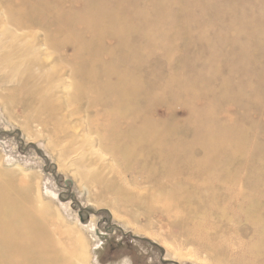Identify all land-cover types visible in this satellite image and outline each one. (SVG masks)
I'll return each mask as SVG.
<instances>
[{
  "label": "rangeland",
  "instance_id": "rangeland-1",
  "mask_svg": "<svg viewBox=\"0 0 264 264\" xmlns=\"http://www.w3.org/2000/svg\"><path fill=\"white\" fill-rule=\"evenodd\" d=\"M36 6L37 11L50 10L52 18L62 17L70 58L77 57L76 38L84 40L98 56L96 68L101 67L100 79L106 80L102 81L111 83L118 78L127 83L133 98L150 107L171 129L178 127L181 132L196 123L205 128L202 149L211 147L204 150L208 160L212 157L207 162L212 163H207L204 176L195 178L194 184L203 192L201 199L212 204L210 211L196 206L193 211L167 212L168 191L160 193L163 201L148 207L137 205L129 195L124 197L127 193L119 187L120 181L110 189L116 179L114 165L109 163L122 167L128 158L124 156L127 152L123 155L114 148L111 120L85 117L89 123L80 122L72 144L68 132L56 130V119L45 121L48 115L35 110V103L18 101L14 88L19 85V70L24 68L12 72L7 64H0V187L11 180L19 184V192L23 191L21 185L28 186L29 200L49 211L57 237L66 244L67 252L76 258L83 256L82 264H163L162 259L178 264H264V0H45ZM4 7L14 9L9 4ZM53 64L67 65L55 61L49 68ZM85 125L94 128L92 136L96 142L100 137L102 146L84 144ZM16 132L21 133L24 144ZM196 134H190L188 141L198 139ZM181 139L186 141L179 135L175 144L182 143ZM191 154L197 157L195 152ZM158 155L176 158V149L171 151L165 145ZM182 164L181 170L176 164L182 174L193 172L189 164ZM143 173L139 170L134 178ZM150 185L131 184L142 202ZM63 193L64 199L73 195L74 200L61 202L58 197ZM80 208L98 214L84 211L80 215ZM151 242L163 245L164 257Z\"/></svg>",
  "mask_w": 264,
  "mask_h": 264
},
{
  "label": "bare ground",
  "instance_id": "bare-ground-1",
  "mask_svg": "<svg viewBox=\"0 0 264 264\" xmlns=\"http://www.w3.org/2000/svg\"><path fill=\"white\" fill-rule=\"evenodd\" d=\"M44 3L45 0H0V55L2 56V59H0V64H7V67L10 70L16 68L17 70L19 68H24V71L19 70V80L17 79L19 81V85L14 88L20 96L18 101H24V103H26V101H28L29 103H35V110L43 111V113L45 111L48 115L45 121L50 120V122H52L53 119L54 122V119H56L60 123L59 124L57 121H55L56 130L68 132V137L71 138L69 140L72 142V144L75 143L77 139L76 130L79 125L81 123L83 125L85 123H89L88 121H86L85 117H87L88 119L92 116H95L97 118L107 117L109 120H111L110 129L116 136L114 148L123 152V155L125 152H127V155L124 156L128 158L125 157L126 161H124L126 163L124 164V166H120L121 168L116 162H113V164L109 163L110 166L114 165L113 167H111V169L114 168L113 175L115 176L116 181H113L109 184V186H106L110 187V189H114L115 185H117V181H120L121 184L119 187H123L127 193V195H124L125 193L121 195H124V197L129 195L130 198L136 199V201H138L137 205L139 203H145L148 207H153L159 201H163V195L160 193L163 191H168V193H170L165 197H168L170 206H163L167 210V212L170 211V209L179 211L180 209H182L181 212L183 211V209L185 211H193L196 206H198L200 208L198 209L201 211L207 210L209 204L211 205L212 203L206 204V201L204 202V200L201 199V193L203 192L199 193L201 190L200 187L194 184L195 178L204 176L206 168H208L207 163L212 158L211 157L209 158L210 160H208V152H205V148L211 149V147H205V150L202 149V144L205 143L204 141V143H202L201 140L203 126L194 123L195 125L193 124V127L185 131L181 130V132L178 130V127L177 129L174 128L175 130L171 129L168 126L164 125L161 120L155 116L154 112L152 114L150 107L144 106V104H140L137 99L133 98V95L131 93V86H129L127 83L121 81L118 78H116V80L111 83H105L104 81H102L104 78L100 79L102 76V73L100 72L101 67H99V70L96 68L98 56L92 51V48L86 47L87 44L84 45V40L78 42V38H76L77 40L75 41L77 42H75V47L78 51L77 57L74 59L70 58L67 55L68 48L65 47V44L68 42V40L66 39V37H64V27L61 26L63 24H61L63 19L59 16L57 18H52L53 16L51 17L50 10L48 11L46 9H43V11H37L36 5H42ZM4 4H9L10 6H13L14 9H11L10 7L5 8ZM62 9L65 10V8ZM68 12L67 16L69 15ZM56 14H54V16ZM64 15H66V12ZM88 29L86 28L87 32ZM98 32H100L99 34L103 33L101 31ZM226 32L228 33V31ZM82 37L84 38V36ZM92 37L94 38L93 35ZM100 37L101 36H99V38ZM80 38L81 37L79 36V39ZM85 41H87V39ZM95 41L97 40L95 39ZM101 41L99 39V42ZM100 47L103 46L100 45ZM112 48L107 49L112 50ZM115 49L116 48H114V50ZM186 49H188V47H186ZM55 61H60L63 62V64L66 63L67 65L60 68L57 65L54 66L53 64L52 67L49 68V65H51ZM70 64H72V66H70ZM39 86L40 88H38ZM105 99L111 100V102L109 103L108 101H105ZM47 103H49L51 106H47ZM59 103L62 107H60V105H57ZM159 103L161 102L159 101ZM167 106H165V108ZM25 108H28V106L25 105ZM204 109L205 108H203V110ZM39 114L40 113L35 116H39ZM213 114L214 113H212V115ZM210 116L211 115H209V117ZM213 116L216 115L214 114ZM174 118V116L171 117V119ZM40 120L39 122L42 121ZM45 121L42 123L43 126H45V124L47 123ZM215 122L216 121H214V123ZM211 123L213 122L211 121L210 124ZM214 123L212 125H215ZM209 128H206L207 132H209ZM82 130L87 140L84 144H90L91 148L92 146L94 147V143L96 142V140H94L92 136L94 133V128L90 127L89 125H85ZM195 133H197L196 135H199L200 137L198 139L194 138V140L188 141L187 138L190 136V134H192L193 136V134ZM179 135H181V138H185L186 141L183 142V140L181 139L182 143L181 141H179V143L175 144L176 137H178ZM162 138H164V141ZM97 140L98 141L96 143H99L100 146H102L104 142H101L100 137ZM207 140L209 139L207 138L206 142ZM213 141L214 140L212 138L211 142ZM165 145L170 148L171 151L176 149V158L173 156H169L164 159H162V157H159L158 152H161L162 148ZM208 146H210V144H208ZM98 150L96 149L97 152ZM213 150H211V152H213ZM193 152L197 154V157H194V154H191L194 157V159L191 160L190 153ZM121 154L122 153H120V155ZM104 156L106 155L104 154ZM121 157L125 159L122 155ZM182 163L189 164L190 167L188 169H192L193 172L191 174H182L178 170L182 167ZM211 163H208V165ZM176 164H180V167L178 169H176ZM107 167L109 168V166ZM139 170L142 173L144 172L146 176L143 173V175H140V177L136 179L134 178V174L139 172ZM112 172L113 171H111V174ZM93 173H95V171ZM101 173L99 174L100 176L102 175ZM176 175L181 176L183 180H176ZM100 176L97 177L99 178ZM104 180L107 179L104 178ZM98 181L100 180H97V182ZM108 181L103 182V184H107ZM149 183L151 185L148 189L145 190L144 194L146 200L142 202L141 195L139 193H135L136 191L134 192L135 188H133L131 184L140 185ZM217 183L219 184L220 182ZM18 186L19 184H16L14 180H11L10 182L5 183L0 187V264H82L83 260L81 259L83 258L80 257L83 256L79 255L80 257L77 256L79 258H76V254L73 255V253L67 252L66 244L62 239H59L57 237L58 232H56L52 228L54 221L49 211L44 207L42 208L41 205L33 203V201L29 200L26 195V192H30L28 186L23 187L21 185L23 191L20 190V192L18 190ZM108 187L105 188L107 189ZM176 189L179 190V194L177 196L176 192L178 191ZM204 189L205 192L206 190H208L207 187H204ZM223 189L227 191L228 188L224 185ZM181 190H183L182 193H180ZM106 192H108V190H106ZM109 192L111 191L109 190ZM119 193L120 192H118V194ZM165 199L166 198H164V202ZM123 200H125V198ZM128 200L130 199L128 198ZM214 208H216V206ZM150 210H152V208ZM196 215L197 214H195V216ZM185 222L186 221H184L183 223ZM161 247H163V245Z\"/></svg>",
  "mask_w": 264,
  "mask_h": 264
},
{
  "label": "water",
  "instance_id": "water-1",
  "mask_svg": "<svg viewBox=\"0 0 264 264\" xmlns=\"http://www.w3.org/2000/svg\"><path fill=\"white\" fill-rule=\"evenodd\" d=\"M15 134L18 136V138H17L18 141H20L22 144H24L23 140L21 139V133H20V132H16ZM11 135H12V134H11ZM12 136H14V135H12ZM63 195H64V193L61 194V195H59V197H58V199H59L61 202H65V203H66V202H68V201H70V200H71V201L74 200L73 195H70V197H69V198H66V199L63 198ZM84 211L88 212L89 214H98L97 212H94V211L91 210V209L80 208V215H82V212H84ZM118 229H119V230H122V229L119 228V227H118ZM134 238L136 239V238H138V237H134ZM151 244H152V246L157 247V248L159 249V251H160L162 257L165 256L166 253H165L164 249L161 248L160 245H158L157 243H154V242H151ZM162 263H163V264H178V263H176V262L169 261V260H164V259H162Z\"/></svg>",
  "mask_w": 264,
  "mask_h": 264
},
{
  "label": "flooded vegetation",
  "instance_id": "flooded-vegetation-1",
  "mask_svg": "<svg viewBox=\"0 0 264 264\" xmlns=\"http://www.w3.org/2000/svg\"><path fill=\"white\" fill-rule=\"evenodd\" d=\"M115 255V253H113L111 256Z\"/></svg>",
  "mask_w": 264,
  "mask_h": 264
}]
</instances>
